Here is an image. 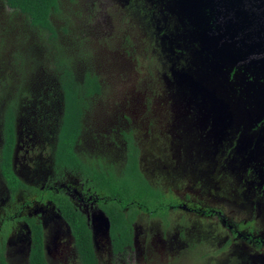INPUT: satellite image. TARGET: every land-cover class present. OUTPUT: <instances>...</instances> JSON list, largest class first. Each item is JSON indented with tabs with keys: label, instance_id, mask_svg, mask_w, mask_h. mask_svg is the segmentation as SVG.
<instances>
[{
	"label": "flooded vegetation",
	"instance_id": "af4514ba",
	"mask_svg": "<svg viewBox=\"0 0 264 264\" xmlns=\"http://www.w3.org/2000/svg\"><path fill=\"white\" fill-rule=\"evenodd\" d=\"M68 6L63 56L85 98L72 159L52 131L59 123L52 106L43 121L31 117L32 125L17 115L10 141L0 116L6 263H34L36 230L47 264H84L82 225L100 264L264 262V104L253 86L264 79L248 68L264 53L198 70L193 57L203 40L191 34L194 19L179 0ZM204 10L203 25L214 30L221 20ZM82 21L98 26L87 27V36L108 38L121 56L114 68L91 56ZM199 54L213 56L207 48ZM129 65V83L108 82L116 69L125 82ZM88 73L97 85L85 84ZM99 210L109 229L94 221Z\"/></svg>",
	"mask_w": 264,
	"mask_h": 264
},
{
	"label": "trees",
	"instance_id": "16d2710c",
	"mask_svg": "<svg viewBox=\"0 0 264 264\" xmlns=\"http://www.w3.org/2000/svg\"><path fill=\"white\" fill-rule=\"evenodd\" d=\"M74 2L75 0H0V106H7L0 116L5 122L6 138L8 141L12 139L14 119L20 115L22 99L37 102L33 118H38L39 122L43 121L46 110L52 106L51 114L59 122L56 130L52 131H58L60 149L64 150L68 159H72L71 144L77 134L81 101L85 99L79 88L81 82L76 79L72 69L67 67L63 56L62 32L67 28L61 23L66 20L68 5ZM38 72L43 73L40 78H43L46 87L48 83L53 86L47 93L44 91L39 95L35 94L34 88L31 89L34 83L32 75L36 77ZM85 78L86 85L98 84L91 73ZM58 84L62 86L61 91ZM63 100L65 106L64 113L61 114L59 111L62 110ZM83 227L82 225L78 229L84 239V264H100L93 254L89 232ZM34 232L33 264H47L40 232ZM0 264H7L1 255Z\"/></svg>",
	"mask_w": 264,
	"mask_h": 264
},
{
	"label": "water",
	"instance_id": "95a60500",
	"mask_svg": "<svg viewBox=\"0 0 264 264\" xmlns=\"http://www.w3.org/2000/svg\"><path fill=\"white\" fill-rule=\"evenodd\" d=\"M179 3L194 19L191 34L203 40L201 48L194 51L193 58L198 63V70L215 68L220 61L234 63L242 54L264 53V0H179ZM207 8L221 20L214 30L203 25V21H208L204 10ZM204 48L211 50L213 56L200 55ZM223 53L226 55L223 56ZM248 68H253L264 79V55L250 60ZM256 84L253 85L255 94L259 95V103L264 104V82ZM94 221L109 229V219L102 210L95 214ZM259 259V264H264L262 258Z\"/></svg>",
	"mask_w": 264,
	"mask_h": 264
},
{
	"label": "rangeland",
	"instance_id": "374dc122",
	"mask_svg": "<svg viewBox=\"0 0 264 264\" xmlns=\"http://www.w3.org/2000/svg\"><path fill=\"white\" fill-rule=\"evenodd\" d=\"M82 24L85 27V29L87 27H91V28L94 27V29H97V27H98V26H96L94 24V22H91V21H89V22L82 21ZM79 25L80 24H76V21H74V24L71 27H74L75 30H78V26ZM81 28L82 27H80V30L82 32L81 33V36H83V37L86 36V38L88 39V44L87 45H88V47H89V49L91 51V56H93L94 59H96V61L97 60L100 61L105 67H108L109 66V67H113L114 68L115 66H110V63H112L114 60H116L117 57L120 58L121 56L118 53H116L110 47L111 43L108 40V38H105L103 40H99L98 41L96 39H93V38L87 36L88 35L87 33H89L87 31V29H86V32L84 33ZM119 71H120L119 69H118V71H117V69L115 71H112L113 76H111L109 78V81H108L109 83H111V82L112 83H115V84H119V83H129L130 82L129 81V78L135 76L134 75L135 72L132 69V66L129 65L126 68V70H125V76H124V79L127 78V80L125 82H122V81H120L119 77L117 76ZM41 72H38V74H36V77H34L32 75V81L34 83H32V85H31L32 88L31 89L33 90V88H34V91H36L35 94H38V95L40 93L44 92V91H45V93H47V91H48L47 88H46V86L44 85L43 78H40V76L43 75V73H41ZM99 72L102 73L101 71H99ZM104 73L107 74V75L108 74L110 75L109 71H107V70H105ZM102 77H103V75H102ZM120 87H121V84L119 86L115 87L114 89H119ZM116 96H119V92L116 93ZM21 102H22L21 103V112H20L19 117H22L25 120V122H28L29 123V120L30 121L33 120L31 117H34V112H35V108H36L37 102L34 101V100L32 101L31 99H28V98L22 99ZM32 124H34L33 121L31 122V125Z\"/></svg>",
	"mask_w": 264,
	"mask_h": 264
}]
</instances>
